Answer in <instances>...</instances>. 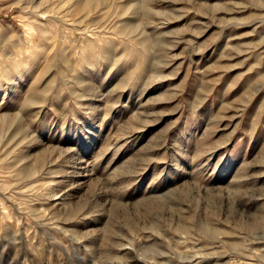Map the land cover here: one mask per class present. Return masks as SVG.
Wrapping results in <instances>:
<instances>
[{
    "label": "rangeland",
    "instance_id": "1",
    "mask_svg": "<svg viewBox=\"0 0 264 264\" xmlns=\"http://www.w3.org/2000/svg\"><path fill=\"white\" fill-rule=\"evenodd\" d=\"M121 2L0 0V264H264V0Z\"/></svg>",
    "mask_w": 264,
    "mask_h": 264
},
{
    "label": "bare ground",
    "instance_id": "2",
    "mask_svg": "<svg viewBox=\"0 0 264 264\" xmlns=\"http://www.w3.org/2000/svg\"><path fill=\"white\" fill-rule=\"evenodd\" d=\"M90 1L91 0H78V1L76 0V3L74 5V10L77 11V12L86 11L88 9V5H89ZM97 1L99 3H102V4H108V3L115 2V3H117L118 5H121V6L124 5V4H122L121 0H97ZM120 29H121V31H124L125 28L122 26V28H120ZM102 56L104 57V54ZM39 158H40V156H38V159Z\"/></svg>",
    "mask_w": 264,
    "mask_h": 264
}]
</instances>
